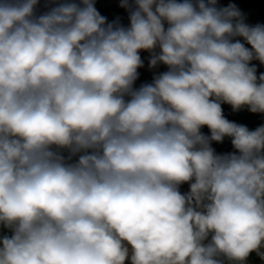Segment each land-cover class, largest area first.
I'll return each mask as SVG.
<instances>
[{"label": "clouds", "instance_id": "9594fccd", "mask_svg": "<svg viewBox=\"0 0 264 264\" xmlns=\"http://www.w3.org/2000/svg\"><path fill=\"white\" fill-rule=\"evenodd\" d=\"M39 7L0 0V264H264V22L219 0H119L126 24ZM142 52L166 70L137 87Z\"/></svg>", "mask_w": 264, "mask_h": 264}, {"label": "trees", "instance_id": "16d2710c", "mask_svg": "<svg viewBox=\"0 0 264 264\" xmlns=\"http://www.w3.org/2000/svg\"><path fill=\"white\" fill-rule=\"evenodd\" d=\"M96 3L101 13L107 16L110 21L115 19L116 16H120L125 24L128 23L127 12L119 7V0H96ZM219 3L225 6L228 3H236L247 14L250 23L264 22V0H219ZM252 63L257 65L258 74L259 72L264 71V66H261L258 61H253ZM164 70H166L165 66L161 65L159 69H156L155 71ZM153 73L145 75L143 72L141 78L137 80L136 86L138 87L144 82H150ZM222 108L229 119L235 120L238 123H244L250 128H254L262 122L261 114L249 113L246 109L233 113L230 105L227 104L222 105ZM202 131L207 134V127L205 126ZM213 147L218 152L231 150V145L227 138L220 144L213 143Z\"/></svg>", "mask_w": 264, "mask_h": 264}, {"label": "rangeland", "instance_id": "374dc122", "mask_svg": "<svg viewBox=\"0 0 264 264\" xmlns=\"http://www.w3.org/2000/svg\"><path fill=\"white\" fill-rule=\"evenodd\" d=\"M40 1H41L40 2V7L38 8L37 11L38 12L46 11L47 8L45 7V4H46L47 0H40ZM141 56L145 60V65H144L143 68H141V69L138 70L140 72V77L139 78H141L143 72L145 73V75L146 74L147 75H150V74H152L155 71V70H150L148 68V56H149V54L147 52H142L141 53ZM187 189H188V185H185L184 186V190H187Z\"/></svg>", "mask_w": 264, "mask_h": 264}]
</instances>
